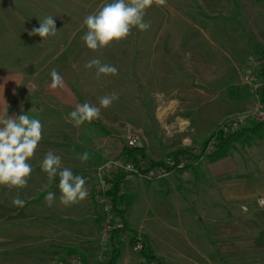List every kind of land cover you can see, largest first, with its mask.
Here are the masks:
<instances>
[{"label":"rangeland","instance_id":"1","mask_svg":"<svg viewBox=\"0 0 264 264\" xmlns=\"http://www.w3.org/2000/svg\"><path fill=\"white\" fill-rule=\"evenodd\" d=\"M107 2L0 0V75L9 77L15 90L9 115L27 113L43 124V139L32 159L37 167L33 172L44 176L40 164L53 151L62 158V167L83 176L92 186L89 193L97 205L105 165L127 158V137L136 135L137 147L145 150L147 160L171 157L178 163L185 159V164L158 180L135 177L124 183L129 190L123 217L128 227L120 235L124 247L117 264L130 260L131 264H264V247L252 249L231 239L218 240L199 209L204 190L212 187L213 194L218 192L219 181L211 182L205 168L213 161L209 154L215 150L218 135L238 115L254 116L258 105L244 76L252 59L263 63L264 0H167L165 6L154 4L147 11V31L134 28L126 40L93 52L81 39L87 31L83 20ZM49 15L54 17L56 35L44 41L29 35ZM93 58L114 65L118 74L97 79L95 68H85ZM52 69L63 77V90L49 88ZM112 93L119 98L101 109L99 120L80 127L68 122L76 105L99 106V98ZM257 122L249 119L239 130ZM260 133L264 135V128ZM247 141L243 136L235 140L230 153ZM179 149L204 153L189 164L184 154L169 156ZM85 152L89 159L82 162L77 157ZM96 210L100 248L95 256L89 259L72 252L58 261L73 255L83 257L86 264L98 261L105 216L99 205ZM221 220L231 222L232 217ZM141 238L156 256L151 263L141 254ZM111 244L103 264H108Z\"/></svg>","mask_w":264,"mask_h":264},{"label":"crops","instance_id":"2","mask_svg":"<svg viewBox=\"0 0 264 264\" xmlns=\"http://www.w3.org/2000/svg\"><path fill=\"white\" fill-rule=\"evenodd\" d=\"M10 82L0 75V117L6 115V109L9 115L12 108L15 90ZM247 143L204 165L208 179L219 181L218 192L213 194L212 187L204 190L199 209L218 240L231 239L237 245L260 249L264 247V135ZM30 162L37 168L34 160ZM54 182L59 184V180ZM54 182L49 185L45 174L38 177L32 172L28 186L19 192L0 187V264H56L72 252L92 259L99 250L96 203L89 193L92 186L86 184L88 201L65 207ZM49 191L56 194L51 207L45 202ZM17 195L26 202L24 207L13 205ZM229 216L231 222L221 220Z\"/></svg>","mask_w":264,"mask_h":264},{"label":"clouds","instance_id":"3","mask_svg":"<svg viewBox=\"0 0 264 264\" xmlns=\"http://www.w3.org/2000/svg\"><path fill=\"white\" fill-rule=\"evenodd\" d=\"M166 3L167 0H110L84 18L83 25L86 26L87 31L81 39L87 49L102 52L113 44L126 40L134 28L147 31L150 28V23L145 20L147 11L154 4L162 7ZM56 33L54 17L49 15L39 20V27L33 28L29 35H38L44 41L55 36ZM85 68H95L97 79L101 76H115L119 72L117 67L103 63L99 58L88 61ZM50 77L51 90L65 88L63 77L55 69L51 70ZM118 98L116 93H112L100 97L99 106L90 102L78 104L68 114L67 120L75 127L99 120L101 109L109 108ZM42 139L43 124L40 119L30 117L27 113L9 116L6 109V115L0 117V187L19 192L28 186L33 172L30 161L35 158ZM77 158L86 162L89 154L85 152ZM40 168L46 174L49 185L57 176L59 177V200L63 206L70 207L87 198L88 191L84 177L75 175L70 168L62 167V158L53 151L49 150L45 154ZM55 198L56 194L49 191L45 196L46 204L51 207ZM12 203L14 206L24 207L26 202L17 195Z\"/></svg>","mask_w":264,"mask_h":264},{"label":"built area","instance_id":"4","mask_svg":"<svg viewBox=\"0 0 264 264\" xmlns=\"http://www.w3.org/2000/svg\"><path fill=\"white\" fill-rule=\"evenodd\" d=\"M261 64V59H252L244 76L245 83L249 86L251 91L258 99L257 108L253 113L254 116L250 113H242L238 115V117L233 119L231 123H227V127L224 131L225 133L241 129L242 126H244L249 121V119H255L256 121L264 120V104L260 100V91L262 88H264V82L260 81V78L257 75V70ZM127 138L128 145L131 148L137 147L138 137L136 135H129ZM214 143L215 139L214 142L212 141L208 145V149H211L214 146ZM207 151L209 152L210 150ZM184 161L185 159L178 163L175 161V159L169 157L164 165L151 168L147 162L141 161V163L136 165L135 161L121 157L111 160L105 165L103 170L104 172L101 174V176L105 177L100 181L99 190L101 193L98 196L99 210L102 211L103 215L105 216L100 232L103 248L97 257L98 261L95 264H103V261L105 260L104 252L108 249L109 244H111L113 232L115 230H120L123 232V230H126L127 228L123 217L115 212L113 197L108 194V192L114 186L113 180L116 177H119L121 173L125 174L122 181L123 185L135 177H141L143 179L152 181L158 180L168 176L172 170L174 171L176 168H182L185 164ZM138 246L139 248H142L143 244L139 243ZM56 264H86V261H84L83 257L73 255L58 261Z\"/></svg>","mask_w":264,"mask_h":264},{"label":"trees","instance_id":"5","mask_svg":"<svg viewBox=\"0 0 264 264\" xmlns=\"http://www.w3.org/2000/svg\"><path fill=\"white\" fill-rule=\"evenodd\" d=\"M262 56H263V63L258 68L257 75L259 78L264 79V51L262 52ZM260 100L264 104V88H262V90L260 91ZM263 128H264V121H259L255 123L253 126H251L250 129L248 128L242 131L237 130L229 133H220L217 137L218 140L215 145V150L209 154V159L214 161L219 158L227 156L230 153L231 144L242 136H244L245 139L248 140L247 142H249L255 136L256 137L262 136L260 131L263 130ZM203 153L204 152L202 150L198 152L196 150H191V149H179L177 151H174L173 153H170L169 156H178L180 154H184L187 156V160L190 161L189 164H191L194 160H199L202 157ZM125 155L127 156V158L135 159L138 163H141V161L147 162L151 168L161 166L166 163V158L165 159L162 158L154 162L147 160L148 158L147 154L145 150L141 147L131 148L130 146H127L125 148ZM124 176L125 174L121 173L119 177H116L113 180L114 186L108 192V194L113 197L115 212L125 218L126 209L128 208L127 206L129 205V200L127 195H125V192L129 190L127 187L123 185L122 181ZM96 206H98V203ZM125 224L126 227H128L127 226L128 223L126 220H125ZM120 235H121L120 230H115L112 234V240H113L111 244L112 250H111L110 258L108 260V264H117V260L121 255L124 244L120 241ZM134 235L136 237V234ZM140 240L144 242V248L141 251V254L144 257H146L149 263H151V261L156 259V256L153 254L151 245L149 244L148 241H146L145 238L144 239L141 238Z\"/></svg>","mask_w":264,"mask_h":264}]
</instances>
